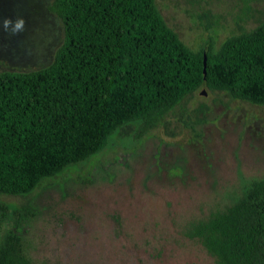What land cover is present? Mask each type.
Instances as JSON below:
<instances>
[{
	"label": "rangeland",
	"instance_id": "rangeland-1",
	"mask_svg": "<svg viewBox=\"0 0 264 264\" xmlns=\"http://www.w3.org/2000/svg\"><path fill=\"white\" fill-rule=\"evenodd\" d=\"M50 2L0 0V71L51 61L63 26ZM155 2L192 48L209 35L218 44L239 26L253 27L264 8V0ZM205 13L220 18L207 26ZM132 124L31 192L0 193V235L20 232L35 263L216 264L185 226L231 203L248 180L264 177V105L200 87L144 135Z\"/></svg>",
	"mask_w": 264,
	"mask_h": 264
},
{
	"label": "trees",
	"instance_id": "trees-1",
	"mask_svg": "<svg viewBox=\"0 0 264 264\" xmlns=\"http://www.w3.org/2000/svg\"><path fill=\"white\" fill-rule=\"evenodd\" d=\"M63 37L51 61L0 71V193L24 195L100 152L116 130L144 135L200 87L264 105V8L251 28L192 48L155 0H51ZM207 26L218 14L205 13ZM203 55L205 64L203 65ZM205 68V71H203ZM184 234L216 264H264V177ZM0 264L35 263L20 232L0 235Z\"/></svg>",
	"mask_w": 264,
	"mask_h": 264
},
{
	"label": "clouds",
	"instance_id": "clouds-1",
	"mask_svg": "<svg viewBox=\"0 0 264 264\" xmlns=\"http://www.w3.org/2000/svg\"><path fill=\"white\" fill-rule=\"evenodd\" d=\"M8 23H9L8 20H5V21H4V27H5V29H7Z\"/></svg>",
	"mask_w": 264,
	"mask_h": 264
},
{
	"label": "water",
	"instance_id": "water-1",
	"mask_svg": "<svg viewBox=\"0 0 264 264\" xmlns=\"http://www.w3.org/2000/svg\"><path fill=\"white\" fill-rule=\"evenodd\" d=\"M205 64V55H203V65ZM203 71H205V68H203ZM204 92V91H202Z\"/></svg>",
	"mask_w": 264,
	"mask_h": 264
}]
</instances>
